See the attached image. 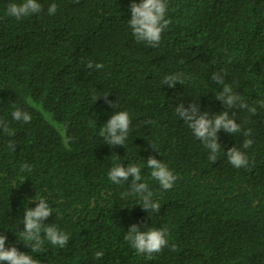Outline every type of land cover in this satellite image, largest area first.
I'll use <instances>...</instances> for the list:
<instances>
[{"label": "trees", "instance_id": "1", "mask_svg": "<svg viewBox=\"0 0 264 264\" xmlns=\"http://www.w3.org/2000/svg\"><path fill=\"white\" fill-rule=\"evenodd\" d=\"M13 2L21 0H0V120L15 131L0 129L5 247L41 264H264V108L256 104L264 100V0H168L172 23L155 48L132 35L133 0H38L43 10L21 21L6 15ZM52 3L57 11L49 15ZM89 61L104 67L89 69ZM213 72L257 107L230 110L242 131L218 132L215 162L176 113L180 103H198L210 118L227 111L215 98L223 84ZM169 74L185 83L162 85ZM17 108L30 123L12 118ZM115 111H127L132 123L125 145L111 147L99 128ZM246 138L254 141L249 149ZM233 146L248 156L247 168L228 162ZM149 156L177 176L170 190L151 177ZM118 163L141 167L158 213L127 195L130 182L109 180ZM41 197L54 210L45 223L70 239L62 248L45 240L32 253L19 237L26 208ZM132 224L166 228L168 246L151 259L137 254L124 239Z\"/></svg>", "mask_w": 264, "mask_h": 264}, {"label": "clouds", "instance_id": "2", "mask_svg": "<svg viewBox=\"0 0 264 264\" xmlns=\"http://www.w3.org/2000/svg\"><path fill=\"white\" fill-rule=\"evenodd\" d=\"M42 10L43 6L38 0H21L19 3H10L6 9V15L14 17L17 21H21L24 18L40 13ZM56 11L57 5L52 3L48 7V14L54 15ZM130 12L131 18L128 20V24L136 41L143 42L152 48L158 47L162 34L172 23L171 19L167 17L168 0H140L139 3L133 0L130 4ZM87 67L89 69L100 70L103 69L104 65L102 63L93 65L89 61ZM211 79L219 84H223V90L215 98L222 101L227 111L220 112L210 118L206 112L200 113L198 103L190 104L188 107L180 103L176 107V113L192 130L193 135L210 151L209 159L215 162L217 154L221 149V145L218 143V132L223 130L233 135L242 131L240 124L230 115V110L238 108L256 113L257 107L250 106L246 101H243L240 95L233 91L230 85L224 84L221 73L213 72ZM161 83L162 85L174 88L177 83L184 84L185 80L182 74H169L163 77ZM104 96L106 103L116 109L117 104H112L111 101L106 99V95ZM256 104L260 108H264V100L256 101ZM12 118L15 121H22L24 123H30L32 119L28 112L19 108L12 112ZM131 123L132 121L127 111H115L107 122L99 128V135L111 147L124 146L131 130ZM148 123L153 122L148 121ZM0 129L8 136L15 135L14 129H11L4 120H0ZM251 133V129L243 131L245 137L251 136ZM69 140L70 137H64L66 145ZM253 143L252 139L246 138L243 141L242 148L249 149ZM8 147L12 151L16 150L15 144L12 141H9ZM225 154L228 162L233 167L240 169L249 166L248 156L244 151L235 146L227 149ZM146 164L152 170L150 173L151 177L158 181L163 190L167 191L173 187L177 176L167 164L152 156L147 158ZM23 170H30L29 166L27 164L23 165ZM129 177H131L130 181ZM108 178L116 185H120L122 182H130L127 195L137 198L140 201L139 205L148 213H158L160 211L161 206L158 201L153 200V193L148 184L140 182L143 180V177L139 165L131 163L125 167L123 163H118L110 169ZM38 201L39 203L36 204L35 208H26L25 210L22 220L24 228L20 232L19 240L23 241L31 249L32 253L42 252L45 240L53 246L65 247L70 239L69 234L61 231L54 224L49 225L45 223L47 218L53 215L54 210L43 197L39 198ZM6 239L5 235L0 234V264H41L39 259L26 252L19 251L15 246L6 248ZM124 239L129 242L137 254L147 255L149 259L153 258L154 254L162 252L169 244L168 230L166 228L141 230L137 224H132L129 227ZM172 247L175 248V245ZM95 256L97 259H101L103 252L97 251Z\"/></svg>", "mask_w": 264, "mask_h": 264}]
</instances>
